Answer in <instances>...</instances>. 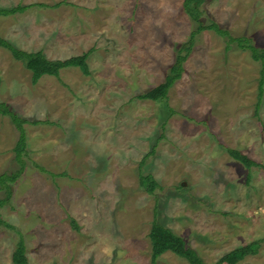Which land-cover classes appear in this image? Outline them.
<instances>
[{
    "label": "rangeland",
    "instance_id": "obj_1",
    "mask_svg": "<svg viewBox=\"0 0 264 264\" xmlns=\"http://www.w3.org/2000/svg\"><path fill=\"white\" fill-rule=\"evenodd\" d=\"M182 1L0 0V8L30 5L0 15V38L47 59L88 51L90 71L66 67L33 84L0 46V102L27 120L23 168L8 191L0 186V220L14 227L0 222V264H13L19 239L29 264H188L169 251L151 261L153 220L207 264L264 238L260 62L204 29L167 93L174 112L165 117L162 102L137 98L164 80L195 29ZM201 8L204 23L264 48V0H205ZM17 138L0 115V175L20 168ZM226 147L261 166L246 168ZM141 173L157 181L153 194ZM234 264H264V240Z\"/></svg>",
    "mask_w": 264,
    "mask_h": 264
},
{
    "label": "trees",
    "instance_id": "obj_2",
    "mask_svg": "<svg viewBox=\"0 0 264 264\" xmlns=\"http://www.w3.org/2000/svg\"><path fill=\"white\" fill-rule=\"evenodd\" d=\"M204 2L205 0L182 1L181 7L184 13L189 17L190 21L194 24L195 29L191 31V36L187 43H184L179 48L175 49L174 62L170 65L164 80L158 85L137 95V98L139 99L162 102L163 104L161 105V107L162 112L165 113V117L166 114H169L172 111L174 112V110L171 109L167 103V93L176 82V80L181 77L183 64L193 45L194 36H196L198 32L204 29L213 30L217 35L223 38H227L228 43L226 44L225 49L229 48L228 44L235 43L236 46H238L240 49L248 50L253 60L260 62L261 67L258 86L260 89V94L263 93L262 84L264 82V48L259 49L255 47L251 43L250 38L246 37L245 35L233 36L230 31L223 28L212 19H209L208 23H204L202 19L204 13L201 8ZM29 6L30 5L18 4L11 8H0V15H9L20 12L28 8ZM0 46L8 49L14 59L22 61L24 63L26 69L31 73L30 78L33 84H35L44 75L58 77L60 70L66 67H77L82 72V74H90L89 67L86 61L89 55L88 51L64 59H47L40 51H25L16 48L11 43L2 38H0ZM257 108L258 106L256 107V109ZM0 115L8 116L10 121L14 124L15 128L18 131V138L16 140L15 146L13 147V151L15 152L14 158L20 165V168L15 172H3L0 175V186L6 187L8 191L9 188L7 186V183L14 182L16 175L20 173L24 165L21 159V153H23L22 151L26 145V135L22 123H25L27 120L15 114L4 102H0ZM35 122L36 121H30L28 123ZM225 150L232 159L240 162L248 169L253 166H261V164L252 160L246 154H243L235 148L226 147ZM39 168L44 171L42 167ZM139 184L150 194H153L155 189L159 188L157 181L147 173H141L139 175ZM0 222L6 225L8 228H14L12 225L3 220H0ZM148 237L150 241V259L153 263L161 254L169 251L175 254L177 257L185 260L188 264H207L200 258L197 252L188 245L184 238L177 235L171 229L163 226L156 220H153L150 226ZM263 240L264 238H257L244 245L238 246L222 255L215 264H234L247 254H255L258 251L260 242ZM11 261L13 264H29L25 256V247L22 239H19L13 251L11 255Z\"/></svg>",
    "mask_w": 264,
    "mask_h": 264
}]
</instances>
